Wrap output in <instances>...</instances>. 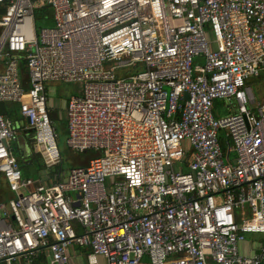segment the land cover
Segmentation results:
<instances>
[{"label": "built area", "instance_id": "obj_1", "mask_svg": "<svg viewBox=\"0 0 264 264\" xmlns=\"http://www.w3.org/2000/svg\"><path fill=\"white\" fill-rule=\"evenodd\" d=\"M43 7L53 26L37 29ZM261 73L264 0H0V102L57 167L24 178L0 115V264H70L74 245L87 264H262L264 243L239 251L264 234V100L247 84ZM58 81L81 85L67 148L92 154L66 177L45 87ZM216 101L235 111L215 117Z\"/></svg>", "mask_w": 264, "mask_h": 264}, {"label": "rangeland", "instance_id": "obj_2", "mask_svg": "<svg viewBox=\"0 0 264 264\" xmlns=\"http://www.w3.org/2000/svg\"><path fill=\"white\" fill-rule=\"evenodd\" d=\"M52 26H53L52 22L50 26H48L47 24H39L38 20L36 22L37 29H40L41 27L50 28ZM200 61L201 60H199V62ZM142 70H143V67L141 65H138L136 67H129V68L121 69L116 74H117V77L123 78V77H127L130 75H134L137 72L142 71ZM247 84H248V87L251 89L257 101L264 100V73H261L259 77L251 78ZM45 87H47L48 97L50 99L52 110L55 111V113H57L58 115V118H56L54 122V127L57 132V136H58L57 146H58V150H59L60 158H61V168H62V171L68 172L70 171V169L76 167L77 164H80L84 158H82L81 160H78L80 159L79 155L67 148V145H66L67 129H66L65 123L62 122L63 118L65 120L64 104L66 100L72 98L73 96L78 95V91H80L81 85L79 83H64V82L58 81V82H46ZM214 106L215 107L213 109V113L215 117H224L229 114H232L235 111V107H230L224 101H216ZM228 107H230V111L227 110ZM6 109H7V116H11L12 118H14L15 114H18V116H20L17 111L16 105L7 103ZM29 133H30V136L29 137L28 135L26 136L27 138H29L30 140L29 142H31L33 146L32 133L31 132ZM23 135L25 136L24 133ZM97 156H99V154H97ZM22 165H25V164L22 163ZM49 169L50 170L46 168L44 171L50 174L55 170V167H51ZM31 170L34 171L33 166ZM44 171L41 172L40 174L33 172L32 175H29V178L33 180L38 179L41 176V174L44 173ZM254 236L257 238L258 237L264 238V234H256ZM141 264H150V263L147 258H144Z\"/></svg>", "mask_w": 264, "mask_h": 264}, {"label": "crops", "instance_id": "obj_3", "mask_svg": "<svg viewBox=\"0 0 264 264\" xmlns=\"http://www.w3.org/2000/svg\"><path fill=\"white\" fill-rule=\"evenodd\" d=\"M200 59L201 58H197L196 61H199ZM23 79H24L26 85L28 86V81H27V78H26V72H25V74H23ZM46 91H47V87H46ZM80 92H81V89H80V91H78V95L80 94ZM47 94H48V91H47ZM68 101H69V99L66 100L65 104H64L65 117H66V104H67ZM48 104H49L50 113H54L56 118H58L57 113H55V111L52 110L50 99H49V103ZM63 120H64V118H63ZM13 121H14L15 126L18 128V132H17L18 133V141L16 143V149L14 151H15V153L18 156H20V159L22 160V162L26 163V165H27L29 163V161L34 160L33 152L34 153H38V152H36L34 150V148L32 146V143L29 142L30 140L26 136V135H28V137L30 136L29 131L24 132V131H21V129H20V128H22L25 125L26 121L21 116H17L16 120H13ZM23 133L25 134V136L23 135ZM15 153H14V155H15ZM40 159L42 160V162H43V164L45 166L43 157L41 155H40ZM47 169L50 170L49 168H47ZM55 169H56V167H55ZM55 171L56 170H54L50 174L46 173L44 171V173H42L41 176L38 179H35V180H42V182L51 183ZM63 173H64L63 177H66L68 172H63ZM254 235H256V234H247L245 242L241 243L239 245V251H240V253L242 255H250V254H253V253L257 252L258 249H259V246L262 243H264V238H262V237H258L257 238ZM88 253H89V250L87 248H85V247H80V246H77V245L76 246L75 245L72 246L69 249L70 264H87ZM40 257L41 256L36 258L31 264H48V260H47L46 257H45V261L44 262H42ZM100 262H101V264H104V260L103 259H101ZM21 264H25V263L22 261Z\"/></svg>", "mask_w": 264, "mask_h": 264}, {"label": "trees", "instance_id": "obj_4", "mask_svg": "<svg viewBox=\"0 0 264 264\" xmlns=\"http://www.w3.org/2000/svg\"><path fill=\"white\" fill-rule=\"evenodd\" d=\"M46 12H47V8H45V7L36 10V18H37L39 24H47L48 26H50L51 22L48 21V20H44L41 17ZM19 68H20V71L22 72V74H25V72H26V70H25V61L23 59L19 62ZM17 116H18V114H15L14 118H12L11 116H9V117L11 119H13V120H16ZM50 118H51V120L53 122H55L56 116L54 115V113H50ZM62 122L65 123V120H62ZM78 155H79V158H80L78 160H81L82 158H84V159L81 161L80 164H77V165H83V166L87 163L88 159L90 157H92V154H78ZM33 157H34V160L29 161V163L26 165V163L22 162V160L20 159V156H18L15 153V158H16L19 166H20V169H21V172H22V176L24 178H29V175H32L33 172L40 173V172H42V171H44L46 169V167L44 166L42 160L40 159L39 153H34L33 152ZM22 163H24L25 165H22ZM32 166L34 167V171L31 170ZM61 171H62V168H61ZM62 172H64V171H62ZM40 259L42 260V262L45 261V257H44L43 254L41 255ZM262 264H264V262Z\"/></svg>", "mask_w": 264, "mask_h": 264}, {"label": "water", "instance_id": "obj_5", "mask_svg": "<svg viewBox=\"0 0 264 264\" xmlns=\"http://www.w3.org/2000/svg\"><path fill=\"white\" fill-rule=\"evenodd\" d=\"M0 115H2V116L7 115L6 105L2 102H0Z\"/></svg>", "mask_w": 264, "mask_h": 264}]
</instances>
